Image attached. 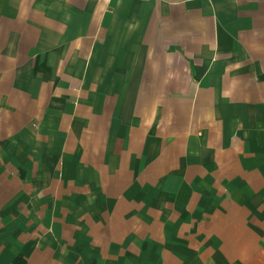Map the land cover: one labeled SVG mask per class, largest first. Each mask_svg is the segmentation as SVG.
<instances>
[{
	"label": "crops",
	"instance_id": "obj_1",
	"mask_svg": "<svg viewBox=\"0 0 264 264\" xmlns=\"http://www.w3.org/2000/svg\"><path fill=\"white\" fill-rule=\"evenodd\" d=\"M0 264H264V0H0Z\"/></svg>",
	"mask_w": 264,
	"mask_h": 264
}]
</instances>
